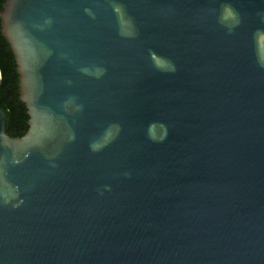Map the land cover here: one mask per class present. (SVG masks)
<instances>
[{
    "label": "water",
    "instance_id": "obj_1",
    "mask_svg": "<svg viewBox=\"0 0 264 264\" xmlns=\"http://www.w3.org/2000/svg\"><path fill=\"white\" fill-rule=\"evenodd\" d=\"M0 23L28 116L11 137L0 109V264H264V0Z\"/></svg>",
    "mask_w": 264,
    "mask_h": 264
},
{
    "label": "trees",
    "instance_id": "obj_2",
    "mask_svg": "<svg viewBox=\"0 0 264 264\" xmlns=\"http://www.w3.org/2000/svg\"><path fill=\"white\" fill-rule=\"evenodd\" d=\"M6 0H0V13ZM0 109L7 119L6 131L11 137H22L28 129V116L24 104L19 100L18 75L9 44L3 38L0 23Z\"/></svg>",
    "mask_w": 264,
    "mask_h": 264
}]
</instances>
